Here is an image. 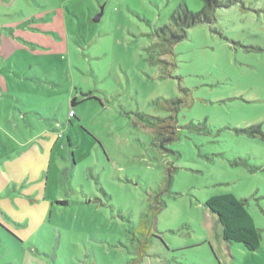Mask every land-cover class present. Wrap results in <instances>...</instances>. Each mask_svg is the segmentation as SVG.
<instances>
[{
    "label": "rangeland",
    "instance_id": "rangeland-1",
    "mask_svg": "<svg viewBox=\"0 0 264 264\" xmlns=\"http://www.w3.org/2000/svg\"><path fill=\"white\" fill-rule=\"evenodd\" d=\"M218 1L168 56L156 31L202 0L26 8L0 43V264H264V0ZM156 100L180 102L164 149L135 117L172 114ZM223 194L256 252L222 241L205 203Z\"/></svg>",
    "mask_w": 264,
    "mask_h": 264
},
{
    "label": "trees",
    "instance_id": "trees-1",
    "mask_svg": "<svg viewBox=\"0 0 264 264\" xmlns=\"http://www.w3.org/2000/svg\"><path fill=\"white\" fill-rule=\"evenodd\" d=\"M231 5H233L232 1L222 3L218 0H202V9L197 13L187 10L185 6L178 8L174 12L175 16L170 17L171 25L163 26L156 31L158 40L148 50L155 52V49H157L159 52L156 51L158 56L171 55L172 46L182 41L186 36L184 30L211 22L216 8ZM177 32L181 34L178 35ZM152 103L158 109L167 112L172 111V114L170 113L169 116L161 118L137 113L135 117L139 123L153 132L156 146L164 149L165 145L177 139V121L174 108L180 102L178 100H156ZM74 104L73 100L71 106H74ZM67 142L69 143V139ZM162 207H164L163 202L159 203L158 209ZM205 207L216 217L224 242L239 245L247 252H256L258 250L260 246V230L255 227L250 214L246 210L244 200L237 199L232 194H223L208 199Z\"/></svg>",
    "mask_w": 264,
    "mask_h": 264
},
{
    "label": "crops",
    "instance_id": "crops-1",
    "mask_svg": "<svg viewBox=\"0 0 264 264\" xmlns=\"http://www.w3.org/2000/svg\"><path fill=\"white\" fill-rule=\"evenodd\" d=\"M35 4L36 2H34V0H0V27H4L0 29V36H1L0 43L7 42L10 45L13 44V41H15L16 39L13 36L14 32L18 29L24 31L22 27H23V22H25L24 19L26 18L25 17L26 8L31 9L33 12H35L33 9V7H35ZM26 22H29V21L26 20ZM7 32H10V34H8ZM6 58L12 59V54L5 55L4 52L0 48V63L3 64ZM2 67L3 66L0 67V93H1V90L4 89V87H6V85L3 86L1 84V81L3 80L1 76L3 73V71L1 70ZM212 221L217 222V219L215 216L212 218ZM224 243L226 245H232L226 242Z\"/></svg>",
    "mask_w": 264,
    "mask_h": 264
},
{
    "label": "water",
    "instance_id": "water-1",
    "mask_svg": "<svg viewBox=\"0 0 264 264\" xmlns=\"http://www.w3.org/2000/svg\"><path fill=\"white\" fill-rule=\"evenodd\" d=\"M100 17H101V13H99V14L94 18V21H95V22H98Z\"/></svg>",
    "mask_w": 264,
    "mask_h": 264
}]
</instances>
